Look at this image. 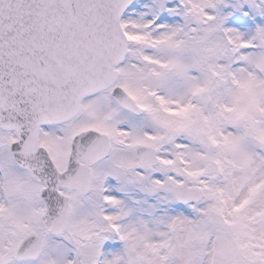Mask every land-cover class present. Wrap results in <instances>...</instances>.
Masks as SVG:
<instances>
[{
  "label": "snow or ice",
  "instance_id": "snow-or-ice-1",
  "mask_svg": "<svg viewBox=\"0 0 264 264\" xmlns=\"http://www.w3.org/2000/svg\"><path fill=\"white\" fill-rule=\"evenodd\" d=\"M0 264H264V0H0Z\"/></svg>",
  "mask_w": 264,
  "mask_h": 264
}]
</instances>
